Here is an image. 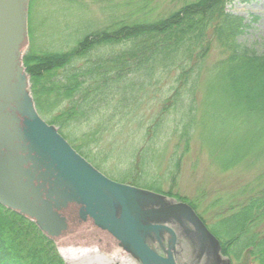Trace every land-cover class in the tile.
Listing matches in <instances>:
<instances>
[{
    "label": "trees",
    "instance_id": "obj_1",
    "mask_svg": "<svg viewBox=\"0 0 264 264\" xmlns=\"http://www.w3.org/2000/svg\"><path fill=\"white\" fill-rule=\"evenodd\" d=\"M178 2L179 7L160 14L152 6L153 0H121L120 19L86 32L71 47L37 51L31 44L25 51L22 63L37 112L89 163V145H74L72 128L88 126L86 138L81 137L80 141L93 139L92 144L97 145L103 133L100 127L109 122L101 119L109 114L122 117L131 114L135 110L133 104L139 101L136 88L172 69L177 71L169 89L172 94L164 100L161 110L181 104L178 97L185 93L188 111L193 113L198 72L212 45H219L224 59L208 72L204 88L222 90L230 104L246 112L264 111V52L259 53L240 41L248 25L226 11L232 0ZM159 121L150 122L147 136H156ZM190 131L188 125L181 129L180 141L186 147ZM130 157L128 172L122 175L121 182L163 194L159 183L145 178L146 158ZM175 165L178 172V163ZM171 177L172 182L175 176ZM166 195L172 196L171 191ZM174 198L187 201L197 211L192 201L177 195ZM226 217L220 228L216 226L221 232L213 233L221 242L222 254H232L235 260L246 250L255 263L264 264V231H254L258 223L264 225V189ZM232 248L237 253H232ZM0 264H65V261L54 242L31 220L0 205Z\"/></svg>",
    "mask_w": 264,
    "mask_h": 264
},
{
    "label": "rangeland",
    "instance_id": "obj_2",
    "mask_svg": "<svg viewBox=\"0 0 264 264\" xmlns=\"http://www.w3.org/2000/svg\"><path fill=\"white\" fill-rule=\"evenodd\" d=\"M120 2L31 0L29 45L33 44L37 51L65 50L86 32L120 19ZM152 6L160 14H166L179 7V2L153 0ZM226 11L242 18L248 25L240 41L259 53L264 52V0H232ZM222 53L219 45H212L201 63L193 95V113L188 111L189 100L185 93L178 97L181 104L161 110L164 100L172 94L169 89L174 85L173 77L177 72L172 69L161 78H154L136 88L139 101L133 104L135 110L131 114L124 117L109 114L101 119L109 122L100 127L103 133L99 135L97 145L92 144L93 139L80 141L88 132V126L81 125L71 130L73 144H88L90 162L112 180L121 182L122 175L128 172L130 156L146 158L148 172L145 178L159 183L158 187L163 191L157 195L167 205L187 204L174 195L192 201L198 207L197 211L192 208L193 211L212 233L221 232L219 228L226 216L264 189V111L246 112L230 104L222 90L204 88L208 72L224 59ZM157 119L160 120V131L156 136H147L146 128ZM184 125L191 127L187 147L183 140L180 141ZM103 159L106 162H102ZM172 175L175 180L171 182ZM170 191L172 196L166 195ZM164 225L175 233L172 251L177 264H257L246 250L235 260L232 254L215 260L206 244L200 246L195 227L184 218L182 224L170 219ZM254 231L263 232L264 225L258 223ZM163 245L164 250L167 249V245ZM56 247L65 264H139L132 254L122 251L121 245L111 235L90 226L80 228L77 234L73 232L67 241ZM231 250L237 253L236 248ZM156 251L165 254L157 244Z\"/></svg>",
    "mask_w": 264,
    "mask_h": 264
},
{
    "label": "water",
    "instance_id": "obj_3",
    "mask_svg": "<svg viewBox=\"0 0 264 264\" xmlns=\"http://www.w3.org/2000/svg\"><path fill=\"white\" fill-rule=\"evenodd\" d=\"M29 1L0 0V205L32 220L56 244L80 228H96L139 264H177L175 234L164 223L182 224L184 218L200 246L206 244L219 260L218 240L187 204L167 205L149 190L108 179L38 116L21 63L29 42Z\"/></svg>",
    "mask_w": 264,
    "mask_h": 264
},
{
    "label": "bare ground",
    "instance_id": "obj_4",
    "mask_svg": "<svg viewBox=\"0 0 264 264\" xmlns=\"http://www.w3.org/2000/svg\"><path fill=\"white\" fill-rule=\"evenodd\" d=\"M162 235H164V234H162ZM162 235L160 236V238H161V242H162V244H166L167 245V242L165 241V239H166V236L164 235L163 237H162ZM150 243H152V246H153V248H155V246H156V242H154L153 240H150ZM164 246V245H163ZM167 247V246H166ZM64 256V255H63Z\"/></svg>",
    "mask_w": 264,
    "mask_h": 264
}]
</instances>
